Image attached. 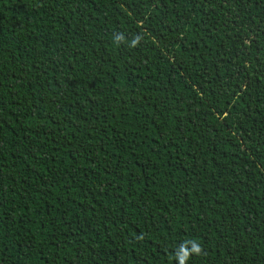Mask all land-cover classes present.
I'll list each match as a JSON object with an SVG mask.
<instances>
[{
    "label": "trees",
    "instance_id": "obj_1",
    "mask_svg": "<svg viewBox=\"0 0 264 264\" xmlns=\"http://www.w3.org/2000/svg\"><path fill=\"white\" fill-rule=\"evenodd\" d=\"M0 264H264V0H0Z\"/></svg>",
    "mask_w": 264,
    "mask_h": 264
},
{
    "label": "clouds",
    "instance_id": "obj_2",
    "mask_svg": "<svg viewBox=\"0 0 264 264\" xmlns=\"http://www.w3.org/2000/svg\"><path fill=\"white\" fill-rule=\"evenodd\" d=\"M194 248H195V246H194ZM195 250H197V251H198L199 249H198V248H196Z\"/></svg>",
    "mask_w": 264,
    "mask_h": 264
}]
</instances>
